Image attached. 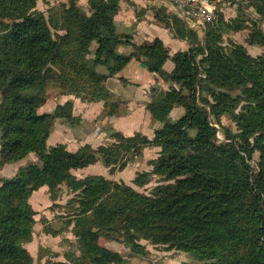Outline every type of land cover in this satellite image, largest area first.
I'll use <instances>...</instances> for the list:
<instances>
[{
	"label": "trees",
	"instance_id": "trees-1",
	"mask_svg": "<svg viewBox=\"0 0 264 264\" xmlns=\"http://www.w3.org/2000/svg\"><path fill=\"white\" fill-rule=\"evenodd\" d=\"M38 1L0 0V170L30 154L37 157L13 177H0V264H34L27 249L37 223L30 199L45 186L54 201L63 186L73 194L66 210L80 254L57 264H123L124 256L102 240L134 245L135 253L145 255L143 240L186 253L197 264H264V53L253 56L245 45L224 40L229 31L248 30L247 42L264 48V0H240L257 18L251 23L220 15L203 39L175 18L176 34L190 49L173 57L172 73L164 71L170 56L160 40L131 55L117 53L119 45L130 43L114 21L120 0H88V11L79 0H69L48 15L37 10ZM134 57L147 60L151 73L181 85L147 105L162 123L153 138L114 132L98 148H48L58 119L77 121L70 102L53 114L41 111L49 86L51 93L104 101L105 114L113 115L119 104L105 79ZM180 105L185 113L172 121ZM225 116L237 130L224 129L226 141L219 143L213 120ZM148 148L157 157L149 171L137 172L133 184L142 188L158 177L149 192L74 174L100 161L111 172L122 170ZM248 154H258L257 168ZM45 233L53 234L51 227Z\"/></svg>",
	"mask_w": 264,
	"mask_h": 264
},
{
	"label": "crops",
	"instance_id": "crops-1",
	"mask_svg": "<svg viewBox=\"0 0 264 264\" xmlns=\"http://www.w3.org/2000/svg\"><path fill=\"white\" fill-rule=\"evenodd\" d=\"M68 1L51 0V5L68 3ZM215 1L220 2L221 0ZM225 2L226 0H224L225 11L227 12L228 10L227 13H231L227 17V20L237 17L234 16L236 15L235 10L231 9V6H227ZM79 5L88 11V0H79ZM175 18L180 19L177 11L165 0H120L119 7L114 14V21L120 37L129 40L130 43L126 42L119 45L116 49L117 53L131 55L138 52L137 47L146 48L155 44L157 40H160L170 56L164 65V69L167 73H172L175 69L173 57L179 52H187L190 49L188 40L182 39L176 34L173 23ZM181 21L186 26V23L183 20ZM243 32H234L233 37L236 40L239 38L245 39L246 37L247 42L248 35H243ZM228 37L231 38L230 35ZM236 40L235 42H237ZM243 42L239 41L237 43L245 45L248 49L247 45ZM97 48V43H93V53L96 52ZM148 64L147 60H139L134 57L117 75L105 79V85L114 97L113 101L119 104L116 113L113 115L105 114L106 107L104 101H83L74 94H55L51 97V109L48 110L49 113L53 114L58 105L70 102L74 105L73 116L77 121L75 124H72L58 119L53 126L49 139H54L58 145L63 144L69 151L76 152L85 145L98 148L101 145L108 144L114 132H121L125 136H133L140 133L153 138L155 131L162 127V123L153 119L147 105L155 96L169 90L171 83L165 81L159 75L151 73L148 70ZM99 71L105 74L108 73L105 68H100ZM178 117L173 110L170 115L171 120L175 121ZM156 157L157 150L155 148H148L139 159L128 163L122 170L117 169L111 172V169L100 161L87 168L76 170L74 174L80 178L97 175L90 174V169L95 168L108 179L133 184L137 172L149 171L151 169L149 162ZM35 161H37L36 155L30 154L20 163L3 167L1 172L3 176L1 177H13L20 167ZM72 197L73 194L68 192L66 186L61 187L60 195L55 201L52 200L49 187L47 186L33 193L30 203L35 211H37L41 203H45V206L48 203L47 206L51 204V215L47 211L40 213V215L36 212L37 223L35 229L37 227L39 229L44 227L43 233H39V240L49 236L45 233V228L51 227V232H53L51 234L53 237L52 245L54 248L60 247L61 242V245L76 242V238L72 233L74 224H68V221L73 216H69L66 210V203ZM60 216L63 217L59 218ZM65 232L67 233L64 234ZM37 237L38 233L36 231L33 241L27 244L29 251L34 247L33 244L38 240ZM39 240L38 244L40 247L41 241L39 242ZM109 248L120 252L114 246ZM70 253L68 251L66 254L69 255ZM168 253L171 254L164 255L159 264H187L192 261L186 253L175 250ZM128 257L124 256L125 259Z\"/></svg>",
	"mask_w": 264,
	"mask_h": 264
},
{
	"label": "rangeland",
	"instance_id": "rangeland-1",
	"mask_svg": "<svg viewBox=\"0 0 264 264\" xmlns=\"http://www.w3.org/2000/svg\"><path fill=\"white\" fill-rule=\"evenodd\" d=\"M216 2H217L216 3L217 4V10L215 13V17L212 21L206 22L205 27H201L199 29L192 28L187 24V22L185 20L180 18L181 20H183L186 23V27L188 29L195 30L201 39L204 38L205 33L208 30V27L210 25L214 24V22L217 20V18L220 15H223L224 18L227 20V17L231 14V13H227L228 10H227V12L225 11L226 7L224 6V0H221L220 2L219 1H216ZM225 3H227V6H229V7L231 6V9L235 10L236 15H234V16H237V17L241 16L243 18H246L251 23L253 20H255L257 18L255 16V12L252 11L250 8H247L246 4H242L240 0H226ZM59 5L52 6L51 0H39L37 3V10L39 12L44 13L45 15H48L49 12L51 11L52 7L59 6ZM237 17H235V18H237ZM228 20H230V19H228ZM261 27L264 29V23L261 24ZM242 34L247 36V35H249V31L245 30ZM229 35L233 41L236 40L233 37L234 32L229 31L224 35L225 43H227L228 39H231L228 37ZM236 41L237 42H239V41L243 42L244 41L243 43H245L247 45L248 51L253 56H258V55H261L264 53L263 47H260L258 45H250L248 42H246V37H245V39L239 38ZM164 71H165V69H164ZM169 82L171 83V86H176L177 88L181 87V85L178 82H175L173 80H171ZM47 91H48V100H47V103L45 104V106L41 109V111L43 113H48V110L51 109V97H53L55 95V92L51 93V91H53V88H51V85L49 86ZM1 100H2V93L0 92V102H1ZM174 111L176 112L177 116H179L178 119L181 118L185 113V109L181 105L177 106L174 109ZM178 119H176L175 121H177ZM213 123H214V126L217 128V141L219 143L226 141V138L224 135V129H230L233 132H236V130H237L236 125L230 116L223 117L220 122H218L217 120L214 119ZM1 141H2V138L0 136V145H1ZM57 145L58 144L55 143L54 139L50 138L47 141L48 148H52V147H55ZM248 156H250L251 163L254 166V168H257V160L259 158L258 154H255L253 157L250 154H248ZM1 172H2V169L0 170V177L3 176V174ZM90 174H97L99 176L105 177L102 174V172L100 174V171H97V169H95V168L90 169ZM150 180H151V182L147 186L142 187V188H139V187H137L131 183H129V184H131L133 187H135L137 190H139L141 192H149L155 185H157L158 177H151ZM43 205H44V207H43ZM47 205L45 206V203H41L40 207L35 212H37L38 215H40V213L47 211L51 215V204L49 206H47ZM63 216H60L59 218H62ZM36 229L34 231L35 232L37 231V233H38L37 238L39 240V233L40 232L43 233L44 227L40 228V229L38 228L37 230ZM39 230H41V231H39ZM66 233L67 232H65L64 234H66ZM38 240L33 244L34 247H32L31 251H30L34 257V264H57L58 262H68V256L69 255L73 254V255L78 256L80 254V252L78 250V246H77L75 241L72 244L65 243L64 245H61L62 244V242H61L60 247L54 248L52 245L53 237L51 235H49L47 238H44V239L41 238V240H39V242L41 241L40 247L38 244ZM73 240H74V238H73ZM141 243L144 246H146L145 252L147 254H145V255L135 253L134 245L116 242V241L109 242L106 240H102V242H101V244L103 246L108 247V248L114 246L121 252V254L123 256H127V257L129 256L127 259L124 258L123 264H159V263H161V260L164 257V255L171 254L168 252L174 251V250H167L165 247H160V246L156 247V246L150 245L148 242L143 241V240L141 241ZM54 244H55V242H54ZM56 245H57V243H56ZM68 251L71 252L69 255L66 254ZM114 251H116V250H114ZM116 252H118V251H116ZM187 264H197V262L192 260Z\"/></svg>",
	"mask_w": 264,
	"mask_h": 264
},
{
	"label": "built area",
	"instance_id": "built-area-1",
	"mask_svg": "<svg viewBox=\"0 0 264 264\" xmlns=\"http://www.w3.org/2000/svg\"><path fill=\"white\" fill-rule=\"evenodd\" d=\"M178 16L195 29L205 27L206 22L214 19L217 10L215 0H165Z\"/></svg>",
	"mask_w": 264,
	"mask_h": 264
}]
</instances>
